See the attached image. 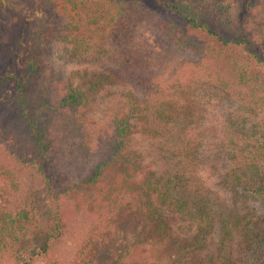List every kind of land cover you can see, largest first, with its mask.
<instances>
[{"label":"rangeland","instance_id":"rangeland-1","mask_svg":"<svg viewBox=\"0 0 264 264\" xmlns=\"http://www.w3.org/2000/svg\"><path fill=\"white\" fill-rule=\"evenodd\" d=\"M127 1L138 3L144 19L136 24L127 49L124 52L117 50L118 57L108 63L93 59L94 53L90 61L82 63L65 58L64 44L59 41L65 19L56 2L16 0L14 4H19L17 12L9 1L0 3V53L6 54L0 73L20 70L32 51L35 30L45 24L51 28V34L44 35L39 45V58L45 67L37 85L38 91L55 105V110L45 115L51 122L52 154L49 158L58 172L52 192L58 193L67 187L73 189L57 205L43 180L28 169L23 171L18 193L36 204L44 228L59 207L67 216L63 222L65 232L57 240L51 238L49 249L39 252L36 262L118 264L120 255L124 264L172 263L175 254L170 239L155 238L152 222L140 214L126 213L123 219L115 221L110 232L98 235L102 234L100 229L92 226L97 217L95 197L98 188L74 187L106 158L116 120L128 118L132 121L130 146L125 153L128 159L114 166L108 175H115L121 166L126 169L128 184H137L144 189L151 179L155 184L159 175L168 176L171 178L170 193L190 201L198 197L208 204L206 213L214 217L206 245L184 254L179 264H199L202 259L215 264L219 249L223 247V241L220 242L223 232L224 237L227 228L233 233L229 219L250 213L256 222L253 231L258 233L257 243L244 249V237L229 239L228 264L264 263V204L253 198L250 182L239 187L243 190L241 193L227 181H231L230 171L234 166L229 140L234 132H229L233 128L229 113L233 114L238 108L236 100L226 96L216 79L213 60L168 49L157 37L152 16L184 26L177 13L161 5V0ZM235 16L239 30L247 33L250 48L264 56V0H258L254 7H239ZM202 44L207 49L218 46L210 39L203 40ZM240 56L244 58V54ZM134 59L149 68L148 76L154 78L150 81L156 87L152 92L154 96L147 94L134 80L123 76L116 78L112 70L105 68L107 65L118 69L120 64H129ZM250 66L251 79L256 86H262L264 64L258 60L252 61ZM70 76L85 97V102L76 110L57 104L64 97ZM13 87L10 79L0 85V129L6 128V136L0 141L16 147L21 158L30 161L37 156V147L26 129L13 124L18 116ZM132 93L138 95L140 103L143 100L134 113H131L134 108ZM202 213L206 215L204 211ZM187 228L185 233L182 232L187 238L200 230L197 226ZM177 230L181 232L179 227ZM44 237H38L36 244L44 246ZM126 248L128 254L124 256Z\"/></svg>","mask_w":264,"mask_h":264},{"label":"trees","instance_id":"trees-1","mask_svg":"<svg viewBox=\"0 0 264 264\" xmlns=\"http://www.w3.org/2000/svg\"><path fill=\"white\" fill-rule=\"evenodd\" d=\"M4 1H9L14 5V10L18 11L19 4H14L16 0H0V3ZM52 1L59 4V13L65 19L59 41L64 44L65 58L71 62L90 61L93 53V59L111 62L118 57L117 50L124 52L127 49L136 24L144 19L136 1ZM160 3L166 9L177 13L184 22L182 26L172 20L152 16L157 37L162 44L168 49L198 57L207 56L213 60L216 79L224 88L226 96L236 100L238 108H235L233 114L229 113V119L233 122V128L229 132H234L229 139L234 166L230 171L231 181H227L236 190L250 182V186L253 185V198L264 204V83L260 87L256 86L249 71L252 61L259 60L264 64V56L250 48L251 42L247 33L239 30V22L237 23L235 16L239 7H254L258 0H161ZM46 34H51L48 24L35 30L32 51L23 61L20 70L0 73V85L7 79L14 83L13 97L18 116L13 124L26 129L30 140L37 147V156L25 161L16 147H9L0 141V264H43L35 260L38 253L49 249L52 237L57 240L65 232L63 222L67 216L61 207H57L58 211L45 229L36 204L18 193L22 182L21 175L25 169L43 180L57 205L73 189L67 187L54 194L52 190V183L58 172L52 167L49 158L52 154L51 122L45 115L50 110L54 111L55 105L38 91L37 85L39 74L45 67L39 58V45ZM207 39L216 41L218 46L207 49L202 44ZM241 54H244V58ZM5 61L6 54L0 53V67ZM105 68L112 70L111 73L116 78L123 76L134 80L147 94L154 96L152 92L156 87L150 81L154 78L148 76L149 68L143 67L142 61L137 62L134 59L129 64H120L118 69L107 65ZM75 84L73 76H70L64 97L57 102L61 108L76 110L85 102L84 93ZM131 98L134 100L131 113H134L133 110L140 107L143 100L140 103L138 95L134 93ZM131 123L128 118L116 120V128L106 149V158L97 164L86 179L74 184V187L81 189L97 186V217L92 226L100 229L102 234L98 235L110 232L115 221L118 218L123 219L126 213L140 214L152 222L151 231L155 238L170 239L175 254L171 264H179L184 254L206 245L210 235V222H214V217L206 213L205 208L209 206L198 197H193L190 201L170 193L168 189L171 178L168 176L159 175L155 184L151 179L149 186L144 189L137 184L129 185L126 169L121 166L115 175H108L113 172L114 166L128 159L125 158V153L130 146ZM5 129H0V139L6 136ZM240 191L242 193L243 190ZM181 219L185 221L183 224H179ZM229 220L233 233L227 228L224 237L223 232L220 239L223 247L219 249L215 264L230 262L228 254L233 237H244V249L257 243L258 233L253 231L256 222L252 220L251 213L242 217L234 215ZM250 222L253 223L252 227L249 226ZM195 226L200 230L190 238L185 237L183 233L187 227ZM178 227L181 232L177 230ZM222 228L224 229V224ZM38 237L45 238L44 246L36 244ZM126 254L128 248L124 250V256ZM117 263L124 264L122 256L119 255ZM199 264L210 262L202 259Z\"/></svg>","mask_w":264,"mask_h":264}]
</instances>
